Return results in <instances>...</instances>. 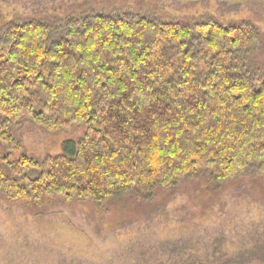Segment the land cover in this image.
<instances>
[{
  "label": "trees",
  "instance_id": "obj_1",
  "mask_svg": "<svg viewBox=\"0 0 264 264\" xmlns=\"http://www.w3.org/2000/svg\"><path fill=\"white\" fill-rule=\"evenodd\" d=\"M63 29L52 43L54 26L43 21L1 32L0 195L104 203L185 177L264 176V81L246 69L255 27L95 13ZM23 119L85 133L60 155L11 162L21 152L12 128Z\"/></svg>",
  "mask_w": 264,
  "mask_h": 264
},
{
  "label": "rangeland",
  "instance_id": "obj_2",
  "mask_svg": "<svg viewBox=\"0 0 264 264\" xmlns=\"http://www.w3.org/2000/svg\"><path fill=\"white\" fill-rule=\"evenodd\" d=\"M95 13L181 25L250 24L259 39L246 69L264 81V0H0V40L7 25L34 20L54 26L52 43L63 38L66 20ZM84 133L83 127L48 132L23 119L12 128L21 152L9 155L10 161L23 154L60 155ZM259 257L263 175L226 182L185 177L146 198L132 190L104 203L61 195L10 201L0 195V264H259Z\"/></svg>",
  "mask_w": 264,
  "mask_h": 264
}]
</instances>
